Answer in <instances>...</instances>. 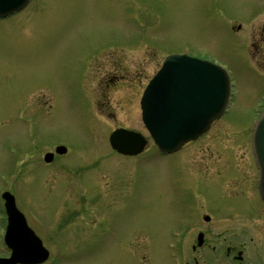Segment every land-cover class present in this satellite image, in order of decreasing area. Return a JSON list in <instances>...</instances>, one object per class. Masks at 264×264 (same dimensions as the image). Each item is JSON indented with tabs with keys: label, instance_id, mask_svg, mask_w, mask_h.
<instances>
[{
	"label": "rangeland",
	"instance_id": "374dc122",
	"mask_svg": "<svg viewBox=\"0 0 264 264\" xmlns=\"http://www.w3.org/2000/svg\"><path fill=\"white\" fill-rule=\"evenodd\" d=\"M34 3L32 0L23 11L0 18V189L13 191L29 224L40 219L51 229L61 225L55 240L61 252L71 249L61 264H125L123 259L116 261L123 250L126 264H143L148 252L167 253L164 243L168 230L186 210L179 197L191 184L202 183L215 191L218 182L232 199L241 194V204L236 201L230 208L246 203L252 215L243 219L250 218L254 226L264 228V215L259 213L251 191L254 168L246 131L257 115L261 95L245 92L247 84L258 79L257 71L252 72L253 63L264 70L259 34L264 14L258 15L264 13V0ZM138 39L152 44L156 58L150 59L149 49L143 45L123 46ZM258 40L256 46H249ZM184 45L191 55L216 57L234 72L237 82L245 81V90L239 85L228 113L208 134L170 156L183 170L153 152L132 159L110 152L106 143L110 129L122 120L128 127L140 128L135 107L140 87L163 54L179 52ZM106 48L112 50L98 55L87 67L93 95L98 92L96 82L103 78L101 74L108 78L123 70L136 82L131 94L135 103L122 112L120 99L132 90L125 89L124 80L114 81L105 89L107 115L96 118L88 109L85 68L90 54ZM106 62L108 70L103 72ZM133 71L139 76L137 80ZM257 82L262 85L264 79ZM243 92L250 96H242ZM21 107L29 114L24 116V110L18 114ZM36 109V117L31 116ZM119 112L126 117L114 119ZM58 142L70 147L71 156L44 163L42 146ZM24 145L38 146L26 160ZM104 203L108 206L103 207ZM78 204L84 206L81 214L75 211ZM186 211L190 214V209ZM225 211L227 207L219 209L220 214ZM105 214L124 225V235L137 225L133 241L121 246L113 238L104 240ZM143 227H149L150 232ZM251 241L261 243L254 235ZM126 251L136 253L132 255L136 261H128ZM144 264H157V259L150 257Z\"/></svg>",
	"mask_w": 264,
	"mask_h": 264
},
{
	"label": "flooded vegetation",
	"instance_id": "af4514ba",
	"mask_svg": "<svg viewBox=\"0 0 264 264\" xmlns=\"http://www.w3.org/2000/svg\"><path fill=\"white\" fill-rule=\"evenodd\" d=\"M259 34L262 38L260 49L261 51H264V26L259 29ZM259 42V40L252 41L250 45L256 46V44H259ZM148 64L151 63L148 62L147 65ZM153 64H155V62ZM101 70L103 72L108 70L107 62L102 65ZM155 70L156 67L153 69L152 73L155 72ZM125 73L123 70L114 71L113 76L108 78L107 75H104L103 73L101 74L103 78L96 82L98 84V88L102 90L108 87L110 82H114L116 79H123L125 82H127L129 89L132 91H126L120 99V106L123 110L122 112L124 113L129 110L128 108L131 104L134 106L135 103L134 97H131V94H133L134 85L130 81V74L128 72ZM132 75L133 78H139L135 71L132 72ZM248 86L252 88L249 90ZM260 86L261 84H258V82H254V84L248 83L247 90L245 92L255 94ZM128 87L126 88L128 89ZM245 94L249 95L248 93ZM95 97L96 96L93 97V93L92 95L90 94L89 100L91 107L97 106L101 112L104 111L105 113L107 107L109 106V97ZM110 105L112 106V104ZM135 107L138 109V104H135ZM182 149L180 150L182 151ZM173 162H175L181 168V165L179 164L180 162H177L176 160H173ZM197 166L200 167L198 164ZM189 167L190 166H188V168ZM211 178L212 180H215L213 177ZM217 184L218 187L215 189V191H211V189H209L210 187L202 186V183H199V185L191 184L186 192H184L179 197L183 202H185L183 207L186 208V210L190 209V214L180 217L182 229L181 234L176 237V242L182 243V245L180 248L177 247V250H175L176 252H174V254L182 259V262H180L181 264H264V228L260 230L257 226H254L253 220L250 218L248 220L243 219L252 215V210H250L246 203L241 206L236 203L233 208H230V206H232L236 201L241 204V198H243L241 194L238 198H236V200L232 199V195L228 193L229 190H222L218 182ZM251 186V191L256 196L257 193L253 186V182ZM222 188H224L223 184ZM216 193H218V195ZM227 203L229 205H225ZM106 206H108L107 203ZM223 207H227V211L223 212L226 214L220 216L221 214L219 213V209ZM258 211L259 213L261 212L259 209ZM261 213L264 215V212ZM136 223L137 221L135 220L133 225H136ZM136 226L130 228L126 235H124V225L121 223L118 225V220L114 222L112 228L116 232L115 238H117V241L122 243L126 241H133V231ZM108 228L109 225L106 216V232L108 231ZM144 230L145 232L149 233L151 229L149 227H144ZM2 232L3 221H0V241L2 240ZM252 235L258 237L261 243L257 244L251 241ZM105 237L107 238V236H104V238ZM166 240H171L170 236H167ZM8 254L9 250H7L6 247H4V245L0 242V256H6ZM133 254L136 255L134 252L131 255ZM150 257L157 259V264L173 263V258L170 256V253L148 252V257L142 261L143 264ZM122 259L124 262L123 251L120 252L116 261L121 263Z\"/></svg>",
	"mask_w": 264,
	"mask_h": 264
},
{
	"label": "water",
	"instance_id": "95a60500",
	"mask_svg": "<svg viewBox=\"0 0 264 264\" xmlns=\"http://www.w3.org/2000/svg\"><path fill=\"white\" fill-rule=\"evenodd\" d=\"M25 2L26 0H0V16L20 8ZM180 61L183 62L182 68H180L181 65L177 66ZM176 67L180 68L179 71L172 74V71H174ZM197 69L198 71H196ZM161 71L162 73L160 75L162 76L167 75L170 77V75H172V81L169 80V82L179 84L180 95L188 89L189 97H193L196 92L195 84H199L201 87L204 85L205 89L202 109L199 113L196 111L186 114L184 122L185 126H183L182 129L176 127V125L180 123V120L176 119L165 120V122L162 120L157 124L155 123V120L151 115L149 103L151 86L146 89V96H144L145 106H143V120L159 147L164 150H171L177 147L179 142L202 131L208 121L218 114L224 102V97H226V79L223 76L222 71L210 63L177 55L168 56ZM186 85H188L187 89ZM166 117H168V115ZM130 139H132L131 132L123 130H116L110 135V141L113 147L122 152H128L127 150L129 149H126V147H128L126 142ZM253 144L261 172V190L262 193H264V111L261 117L256 121L253 133ZM139 148L140 146H138V149L130 152H136ZM58 150L63 149L58 148ZM4 196H6V193ZM6 207L10 219H15L16 210L13 206L11 196H9V201L6 202ZM29 245H31V243H29ZM32 248L27 246L24 249V262H34L37 260L38 253L35 243H32Z\"/></svg>",
	"mask_w": 264,
	"mask_h": 264
}]
</instances>
